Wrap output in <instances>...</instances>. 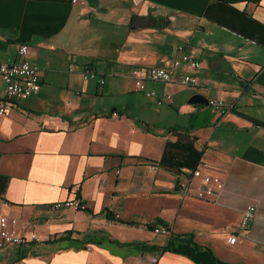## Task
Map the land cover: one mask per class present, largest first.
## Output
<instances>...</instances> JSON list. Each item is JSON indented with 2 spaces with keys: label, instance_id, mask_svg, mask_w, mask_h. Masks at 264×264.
Masks as SVG:
<instances>
[{
  "label": "crops",
  "instance_id": "crops-1",
  "mask_svg": "<svg viewBox=\"0 0 264 264\" xmlns=\"http://www.w3.org/2000/svg\"><path fill=\"white\" fill-rule=\"evenodd\" d=\"M179 44L201 67L178 72L196 83L135 91L124 73L170 69ZM21 45L40 90L0 117V216L31 222L43 243L0 249V264H197L162 250L190 239L225 264H264V0H0V64ZM195 94L229 110L189 104ZM179 135L221 192L182 197L177 175L150 169ZM74 198L85 211L50 212Z\"/></svg>",
  "mask_w": 264,
  "mask_h": 264
},
{
  "label": "built area",
  "instance_id": "built-area-1",
  "mask_svg": "<svg viewBox=\"0 0 264 264\" xmlns=\"http://www.w3.org/2000/svg\"><path fill=\"white\" fill-rule=\"evenodd\" d=\"M75 3L76 0H71ZM27 46L21 45L17 50V58L10 64H0V83L4 85V96L0 98V117L3 116L7 109L8 102L23 101L34 94H38L40 90L41 72L38 67L31 64L27 57ZM183 65L189 66L191 70H198L201 65L197 59L184 53L182 44L177 45L176 57L170 69L163 68H129L125 73L126 77L133 85L135 91L143 92L149 99L155 98L154 91L146 90L145 84L149 83H165L176 84L181 87H188L196 83V78L191 75L181 76L178 72ZM70 72L72 66L69 65ZM237 77V75H234ZM82 77L85 81L97 78L94 70L84 69ZM102 85L103 81L99 80ZM171 96L164 95L166 103H171ZM213 112L225 113L229 107L220 99L207 100ZM152 171H156L157 165L151 166ZM178 176V175H177ZM176 189L182 197H191L196 200H206L215 195L216 192H221L222 184L220 178L210 173V170L202 164H198L195 169L189 171L186 175H180L177 178ZM86 206L79 199L64 200L49 206L50 212H57L61 209L72 211H85ZM256 207L248 205L241 213L239 228L240 230H248L254 218ZM18 217L0 216V249L6 247L20 248L23 245L30 243L34 246H40L43 241L33 231L29 230L27 223L20 222ZM154 233L169 237L170 232L166 228H153ZM54 237L48 238L47 241H52ZM236 242V235H231L227 238V244L233 245ZM147 264H152L151 262Z\"/></svg>",
  "mask_w": 264,
  "mask_h": 264
},
{
  "label": "trees",
  "instance_id": "trees-1",
  "mask_svg": "<svg viewBox=\"0 0 264 264\" xmlns=\"http://www.w3.org/2000/svg\"><path fill=\"white\" fill-rule=\"evenodd\" d=\"M170 131H175V129ZM194 141L195 138L187 136L186 139H183L180 136L175 142H167L161 159L157 162V167L178 176L186 175L189 171L195 169L200 163L203 151L195 149ZM6 181L7 178L0 175V197L5 189ZM108 218L114 219L110 215H108ZM189 241L185 242L184 245L179 244L177 247L172 242H168L162 250L187 255L197 264H225L218 260L208 249L189 245Z\"/></svg>",
  "mask_w": 264,
  "mask_h": 264
},
{
  "label": "water",
  "instance_id": "water-1",
  "mask_svg": "<svg viewBox=\"0 0 264 264\" xmlns=\"http://www.w3.org/2000/svg\"><path fill=\"white\" fill-rule=\"evenodd\" d=\"M189 104H196V105H207V101L205 100V98H203L201 95H193L189 100H188Z\"/></svg>",
  "mask_w": 264,
  "mask_h": 264
},
{
  "label": "rangeland",
  "instance_id": "rangeland-1",
  "mask_svg": "<svg viewBox=\"0 0 264 264\" xmlns=\"http://www.w3.org/2000/svg\"><path fill=\"white\" fill-rule=\"evenodd\" d=\"M0 209H1V207H0ZM20 222L22 223V222H24V221L21 220ZM24 223H26V222H24ZM30 223H31V222H27V227H28V228L30 227Z\"/></svg>",
  "mask_w": 264,
  "mask_h": 264
}]
</instances>
